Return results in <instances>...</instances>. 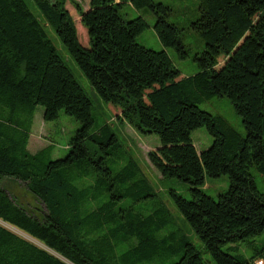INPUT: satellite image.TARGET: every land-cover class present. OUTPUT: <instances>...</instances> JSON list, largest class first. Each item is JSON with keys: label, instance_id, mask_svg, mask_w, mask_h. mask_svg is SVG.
I'll use <instances>...</instances> for the list:
<instances>
[{"label": "trees", "instance_id": "trees-1", "mask_svg": "<svg viewBox=\"0 0 264 264\" xmlns=\"http://www.w3.org/2000/svg\"><path fill=\"white\" fill-rule=\"evenodd\" d=\"M67 1L37 0V6L101 98L121 109L118 117L160 138L150 160L164 177L190 183V198L171 195L216 264L264 258V244L250 255L222 249L264 232V192L250 171L264 174V0H200L191 26L206 46L195 54L198 71L181 78L166 50L137 41L148 22L125 18L124 0H90L87 10L75 3L88 47ZM130 2L150 8L162 43L186 56L182 28L168 20L170 6ZM215 95L230 98L245 136L223 115L198 106ZM38 105L46 121L64 110L81 124L63 158L52 159L51 146L28 149ZM93 125L91 98L26 0H0V264H135L165 252L178 256L167 264H207L186 234L160 235L165 209L137 210L154 195L147 177L131 155L114 170L109 161L120 158V141L108 124ZM200 126L214 140L198 153L191 134ZM224 174L229 189L215 199L204 189L206 175ZM6 179L23 182L44 209L30 212L15 202ZM123 243L129 247L118 253Z\"/></svg>", "mask_w": 264, "mask_h": 264}, {"label": "rangeland", "instance_id": "rangeland-1", "mask_svg": "<svg viewBox=\"0 0 264 264\" xmlns=\"http://www.w3.org/2000/svg\"><path fill=\"white\" fill-rule=\"evenodd\" d=\"M155 1L163 2L171 7L168 20L176 23L182 28L180 35L186 45L187 54L185 57H180L174 48L166 47L162 43L154 27L156 15L150 8H137L132 5L130 0H124L120 7V12L127 19H134L142 16L147 20L148 27L138 34L136 37L137 41L155 50H166L171 56L176 67L181 71L180 78L195 74L198 71L195 54L203 50L206 46V40L204 37L191 26V23L198 18L200 14V0ZM26 2L31 10L40 19L58 52L66 61L67 65L73 71L76 78L91 98L92 113L94 117L92 130H96L98 127L108 124L111 126L113 132L120 141V158L110 160L109 165L112 166L114 170L120 169L127 164L128 155H131L147 177L148 182L153 189L152 192L154 195L138 204L137 210H140L144 214H149L154 211L165 209L166 212L160 211V213L166 217L167 225L160 235H164L169 232L186 234L189 240L200 251L205 262L207 264H216L203 241L198 237L195 230L178 209L171 195L174 190L185 197L190 198V183L183 181L178 177H164L150 160L149 153L151 151H157V148L162 145L160 138L155 133H142L138 131L130 123L118 117L121 114V109L112 103H107L101 98L96 89L92 86L90 80L79 67L76 60L71 56L55 29L49 25L42 15L37 6V0H26ZM75 3L80 4L82 8L87 10L90 7V0H68L66 3L67 8L70 10L75 20L80 42L84 46L88 47V31L82 23L81 14ZM225 60L226 57L222 55L219 58L220 64H222ZM198 106L203 110L223 115L242 135H246V128L243 124L242 118L236 112L229 97L225 95H215L202 101L198 104ZM80 125V122L74 116L67 114L64 110L60 111L58 118L46 121L44 119V107L42 105H38L34 114L28 149L35 153L44 147L51 146V158H63L68 154L70 139ZM191 138L198 153H201L203 150L210 147L214 140L213 136L208 132L206 126H200L192 131ZM250 171L258 188L264 192V174L253 166L250 168ZM205 181L206 184L204 189L206 193L215 199H218L219 194L228 190L230 186V179L226 174L218 177L206 175ZM4 186L11 198L18 204L24 206L28 211L39 212V209H44L43 204H41L33 196L23 182L15 179H6L4 181ZM130 201L131 196L124 200L125 203H129ZM11 229L16 233L21 234L23 237L30 239L28 235L24 234L25 232L23 233V231L21 232L13 227H11ZM262 244H264V232L243 240L226 243L222 246V249L231 253L241 252L246 255H250L252 253L253 246H261ZM128 247V243H123L121 247L118 248V253L125 251ZM231 247H235V250L231 249ZM177 258V255L172 256L171 254L165 252L149 259L139 260L135 264H167ZM257 260L264 264L263 257H258Z\"/></svg>", "mask_w": 264, "mask_h": 264}, {"label": "built area", "instance_id": "built-area-1", "mask_svg": "<svg viewBox=\"0 0 264 264\" xmlns=\"http://www.w3.org/2000/svg\"><path fill=\"white\" fill-rule=\"evenodd\" d=\"M254 264H263L262 262H259L257 258L254 260Z\"/></svg>", "mask_w": 264, "mask_h": 264}]
</instances>
